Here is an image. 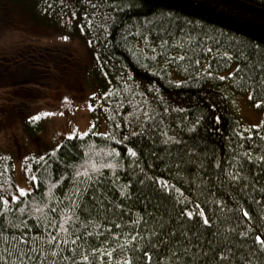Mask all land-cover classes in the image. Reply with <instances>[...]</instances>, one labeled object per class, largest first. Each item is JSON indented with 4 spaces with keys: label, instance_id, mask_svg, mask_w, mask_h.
I'll return each instance as SVG.
<instances>
[{
    "label": "trees",
    "instance_id": "16d2710c",
    "mask_svg": "<svg viewBox=\"0 0 264 264\" xmlns=\"http://www.w3.org/2000/svg\"><path fill=\"white\" fill-rule=\"evenodd\" d=\"M71 46L102 122L0 156V264H264V43L145 0H0V87L66 92Z\"/></svg>",
    "mask_w": 264,
    "mask_h": 264
},
{
    "label": "rangeland",
    "instance_id": "374dc122",
    "mask_svg": "<svg viewBox=\"0 0 264 264\" xmlns=\"http://www.w3.org/2000/svg\"><path fill=\"white\" fill-rule=\"evenodd\" d=\"M4 30V36L9 37L7 41L11 44V48L8 49L6 46L5 51H12L13 34L7 29ZM49 41L55 42L48 38L38 42L48 43L46 47L51 49L56 46ZM71 49L74 54L71 58L75 65L70 75L61 81L66 86V92L50 88L43 93L40 88V96H38L35 93L34 83L27 80V73L23 75L16 73L13 77L15 84L22 77L28 81L27 84L0 87V156L12 157L11 161L15 167L24 157H33L37 155V152L39 153V150L57 146L58 138L72 136L76 132H86L93 124L102 122L100 120L103 112L102 102L101 99L95 98L98 88L92 82L85 80L88 60L86 56H79L73 46ZM19 89L28 94L27 101L19 104H24L21 109L18 108V100L14 96ZM238 95L240 97L230 93L232 109L244 124L251 123L250 126L260 127L262 111L255 109L254 104L248 100L247 93H238ZM26 115L27 120L30 118L31 124L28 131H22L19 129V123ZM38 119L40 120L39 132L36 126ZM15 171L17 179L21 180L19 167Z\"/></svg>",
    "mask_w": 264,
    "mask_h": 264
},
{
    "label": "water",
    "instance_id": "95a60500",
    "mask_svg": "<svg viewBox=\"0 0 264 264\" xmlns=\"http://www.w3.org/2000/svg\"><path fill=\"white\" fill-rule=\"evenodd\" d=\"M181 9L264 43V9L242 0H145Z\"/></svg>",
    "mask_w": 264,
    "mask_h": 264
},
{
    "label": "bare ground",
    "instance_id": "6f19581e",
    "mask_svg": "<svg viewBox=\"0 0 264 264\" xmlns=\"http://www.w3.org/2000/svg\"><path fill=\"white\" fill-rule=\"evenodd\" d=\"M243 1V0H242ZM151 3H154V2H151ZM246 3H248V4H251V3H249V2H246ZM251 5H253V4H251ZM255 6V5H254ZM181 10V9H180ZM183 11V10H182ZM190 14V13H189ZM193 15V14H192ZM195 16V15H194ZM198 17V16H197ZM200 18V17H199ZM239 124L241 125V127L242 128H246V129H250V128H252L253 126H250V124H248V125H246V124H244L243 122H242V120L241 119H239ZM261 124H262V119H261ZM261 127V126H260ZM260 127H256V128H260Z\"/></svg>",
    "mask_w": 264,
    "mask_h": 264
},
{
    "label": "snow or ice",
    "instance_id": "6c2138e0",
    "mask_svg": "<svg viewBox=\"0 0 264 264\" xmlns=\"http://www.w3.org/2000/svg\"><path fill=\"white\" fill-rule=\"evenodd\" d=\"M22 191V190H21ZM245 215H247V213H245ZM205 223H207V221H205ZM257 239L259 240L260 238L259 237H257Z\"/></svg>",
    "mask_w": 264,
    "mask_h": 264
}]
</instances>
